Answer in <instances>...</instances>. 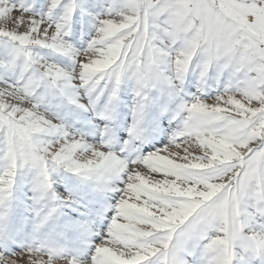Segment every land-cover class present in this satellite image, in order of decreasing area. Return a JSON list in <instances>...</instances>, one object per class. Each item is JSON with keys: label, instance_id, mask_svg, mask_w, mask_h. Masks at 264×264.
I'll list each match as a JSON object with an SVG mask.
<instances>
[{"label": "snow or ice", "instance_id": "snow-or-ice-1", "mask_svg": "<svg viewBox=\"0 0 264 264\" xmlns=\"http://www.w3.org/2000/svg\"><path fill=\"white\" fill-rule=\"evenodd\" d=\"M0 264H264V0H0Z\"/></svg>", "mask_w": 264, "mask_h": 264}]
</instances>
